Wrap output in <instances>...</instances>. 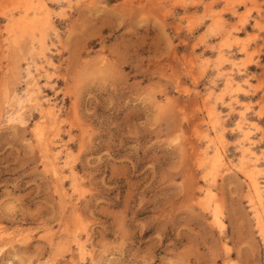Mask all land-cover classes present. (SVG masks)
I'll use <instances>...</instances> for the list:
<instances>
[{
	"label": "rangeland",
	"instance_id": "rangeland-1",
	"mask_svg": "<svg viewBox=\"0 0 264 264\" xmlns=\"http://www.w3.org/2000/svg\"><path fill=\"white\" fill-rule=\"evenodd\" d=\"M263 176L264 0H0V264H264Z\"/></svg>",
	"mask_w": 264,
	"mask_h": 264
},
{
	"label": "bare ground",
	"instance_id": "bare-ground-1",
	"mask_svg": "<svg viewBox=\"0 0 264 264\" xmlns=\"http://www.w3.org/2000/svg\"><path fill=\"white\" fill-rule=\"evenodd\" d=\"M21 1H23V0H21ZM18 3H20V2H18ZM30 5V4H29ZM30 7V6H29ZM22 8V7H21ZM34 8V7H33ZM45 9H47V8H45ZM22 10V9H21ZM27 10V9H26ZM23 11V10H22ZM27 12V11H26ZM35 12V11H34ZM24 13V12H23ZM28 13V12H27ZM29 14V13H28ZM25 16H26V14H24ZM30 15V14H29ZM39 15V14H38ZM45 16V15H44ZM48 16V15H47ZM46 16V17H47ZM29 17V16H28ZM41 18H42V16H41ZM44 18V17H43ZM49 18V17H48ZM47 19V18H46ZM29 20H30V18H29ZM37 21V20H36ZM32 22V21H31ZM34 23H36L35 21H34ZM41 24V23H40ZM40 24H37V25H40ZM47 25H48V23H46ZM49 24H50V21H49ZM28 25V24H27ZM34 25V24H33ZM42 25V24H41ZM51 25V24H50ZM23 26V25H22ZM27 27V26H26ZM39 28L38 29H40V26H38ZM23 28H25V26H23ZM30 28V30H32L33 31V29H31L32 27H28V29ZM15 28L13 27V30H14ZM26 30H27V28H25ZM35 29H37V28H35ZM42 30V29H41ZM40 30V31H41ZM29 31V30H28ZM9 32V31H8ZM12 32H14V31H12L11 30V33L10 34H12ZM43 32V31H42ZM15 33H16V31H15ZM14 33V34H15ZM31 33H34V32H31ZM44 33V32H43ZM9 34V33H8ZM7 36V35H6ZM8 37H12V36H8ZM14 38V37H13ZM16 38V37H15ZM10 39H12V38H10ZM12 40H14V39H12ZM10 41V40H9ZM42 69V68H41ZM38 71V70H37ZM42 71H44L43 69H42ZM40 72V71H39ZM45 75V74H44ZM46 76V75H45ZM30 78V77H29ZM47 78V77H46ZM35 79V78H34ZM230 82V81H229ZM30 83V82H29ZM33 83V82H32ZM229 85V84H228ZM36 96V95H35ZM35 99H37L36 97H34ZM48 98V97H47ZM236 98V97H235ZM32 99H33V97H32ZM35 99H34V101H35ZM31 100V99H30ZM38 100V99H37ZM37 100H36V102H37ZM31 102H32V100H31ZM48 102V101H47ZM205 104V103H204ZM55 105V104H54ZM206 105V104H205ZM207 106V105H206ZM205 106V107H206ZM215 106V105H214ZM213 106V107H214ZM212 107V108H213ZM19 109H21V108H19ZM40 109H41V112H43L46 116L47 115H49V117L50 116H53V115H57V114H55V111L53 110V108H51L50 106H48V107H46V106H44L43 105V103L42 104H40ZM207 109H209V108H207ZM210 110V109H209ZM11 111V110H10ZM10 111H8L9 113H10ZM211 111H213V110H211ZM215 111V110H214ZM18 112V111H17ZM58 112V111H57ZM218 112V111H217ZM43 115V114H42ZM215 115V114H214ZM14 117V116H13ZM19 117V116H18ZM44 117V116H43ZM44 118H46V117H44ZM54 118V117H53ZM51 119V118H50ZM55 119H56V116H55ZM17 121V120H16ZM220 121H223V120H220ZM219 121V122H220ZM41 122V121H40ZM58 122V121H57ZM208 122V124H209V121H207ZM219 122H216V123H219ZM54 123V122H53ZM212 123V122H211ZM41 124L43 125V123L41 122ZM47 125V124H46ZM212 125V124H211ZM211 125L209 124V128L211 127ZM45 126V125H44ZM48 126V128H49V124L47 125ZM52 126V125H51ZM213 126V125H212ZM217 126H219V125H217ZM249 126V125H248ZM46 127V126H45ZM44 127V128H45ZM221 127V126H220ZM223 127H224V125H223ZM223 127H221L222 129H223ZM242 127V126H241ZM247 127V126H246ZM35 128V127H34ZM58 128H59V126H58ZM243 128V127H242ZM51 129V128H50ZM50 129H48V130H50ZM55 129V128H54ZM225 129V128H224ZM223 129V130H224ZM244 129V128H243ZM248 129V128H247ZM213 130H214V128H213ZM220 130V129H219ZM223 130H222V132H223ZM37 131H38V129H37ZM51 131V130H50ZM240 131V130H239ZM35 133V132H34ZM49 133V132H48ZM213 133H214V131H213ZM219 133V132H218ZM59 134V133H58ZM57 134V135H58ZM207 134V133H206ZM52 135V134H51ZM220 136V135H219ZM39 137H41V136H39ZM50 137V136H49ZM208 137V136H207ZM51 138H53V136L51 137ZM209 138V137H208ZM215 138V137H214ZM224 137H222V139H223ZM38 139V138H37ZM44 139H46V138H44ZM43 139V140H44ZM48 139H50V138H48ZM47 139V140H48ZM217 139V138H216ZM51 140V139H50ZM50 140H48V141H50ZM214 141H215V139H213ZM257 140V139H256ZM52 141V140H51ZM211 141V140H210ZM217 141V140H216ZM222 141V140H221ZM221 141H220V143H221ZM253 141V140H252ZM44 142V141H43ZM218 142H219V140H218ZM42 143V142H41ZM41 143H38V144H40L41 145ZM45 143V142H44ZM48 143V142H47ZM54 143V142H53ZM208 143H210V142H208ZM207 143V144H208ZM212 143V142H211ZM210 143V144H211ZM247 143V142H246ZM52 144V143H51ZM209 144V145H210ZM215 144V143H214ZM213 144V145H214ZM218 144V143H217ZM44 145V144H43ZM48 145V144H47ZM53 145V144H52ZM208 145V146H209ZM221 145V147H222V145H223V143L222 144H220ZM239 145V144H238ZM241 145V144H240ZM244 145V144H243ZM42 146V145H41ZM215 146V145H214ZM217 146V145H216ZM223 146H225V145H223ZM244 147V146H243ZM242 147V148H243ZM45 149H46V145H45V147H44ZM49 149H50V147H48ZM47 148V150H49ZM204 148V147H203ZM241 148V147H240ZM241 148V149H242ZM44 149V150H45ZM242 150H244V149H242ZM49 151H51V150H49ZM53 151V150H52ZM256 151V150H255ZM57 152V151H56ZM205 152H206V150H205ZM51 153V152H50ZM53 154H54V152H52ZM203 153V152H202ZM223 152L220 150V147H215V149L213 150V158H212V161H211V170H212V172L213 173H215L216 174V170L218 169V164L220 163V162H222L223 161V157H225L223 154H222ZM242 153V152H241ZM53 154H52V157H53ZM249 155L250 154V151H249V153L247 152V150H246V153H245V155ZM204 155V154H203ZM210 155V154H209ZM251 155V154H250ZM208 156V155H207ZM252 156V155H251ZM250 156V157H251ZM204 157V156H203ZM244 157V156H243ZM54 158V157H53ZM209 158H210V156H209ZM229 158V157H228ZM227 158V159H228ZM50 159V158H49ZM52 159V158H51ZM50 159V163H52V160H56V159H52L51 160ZM208 159V158H207ZM255 159V158H254ZM58 160V159H57ZM61 160V159H60ZM204 160H206V159H204ZM67 161V160H66ZM198 161V160H197ZM199 161L201 162V160L199 159ZM198 161V162H199ZM227 161V160H226ZM232 161V160H231ZM249 161V160H248ZM248 161H247V163H248ZM197 162V163H198ZM228 162V161H227ZM49 163V164H50ZM231 163V162H230ZM238 163H240V162H238ZM69 164V163H68ZM209 164V163H208ZM207 164V165H208ZM253 165H255L256 166V164H254V163H252ZM52 165H54V163H52ZM209 165V166H210ZM227 165V164H226ZM228 165H229V163H228ZM227 165V166H228ZM237 165V164H236ZM244 165V164H243ZM55 166H57L56 164L54 165V167ZM60 166V165H59ZM202 166H203V164H202ZM52 167V166H51ZM53 168V167H52ZM56 168V167H55ZM54 168V169H55ZM246 168V167H245ZM248 168V167H247ZM71 169V168H70ZM53 171V170H52ZM61 171V170H60ZM206 171V170H205ZM250 170H248V172H249ZM72 172H73V170H72ZM247 172V173H248ZM205 173V172H204ZM57 174H60L59 173V171L57 172ZM207 174V173H206ZM254 174H255V172H254ZM217 175V174H216ZM59 176H61V175H59ZM218 176V175H217ZM259 176V175H258ZM261 176V175H260ZM244 177V176H243ZM264 177V176H263ZM61 178V177H60ZM249 178H250V182H251V187H252V190H253V192H254V195H256L258 198H259V202H262V185H261V183L258 181V179L256 178V177H253L252 175H249ZM260 179V178H259ZM248 180V179H247ZM211 181H212V179H211ZM206 182V181H205ZM213 182V181H212ZM215 182V181H214ZM247 183V182H246ZM214 184V183H213ZM204 187V186H203ZM248 188H250V187H248ZM203 189V188H202ZM250 190V189H249ZM251 190V191H252ZM201 191V190H200ZM205 191V190H204ZM250 192V191H249ZM216 193V192H215ZM214 192H213V190L211 189V188H207L206 189V194H207V196H209L210 198H214L213 197V195L215 194ZM252 193V192H251ZM205 194V193H204ZM253 194V193H252ZM205 196V195H204ZM215 196V195H214ZM250 196V195H249ZM253 196V195H252ZM216 197H217V195H216ZM256 198V197H255ZM200 199H202V198H200ZM250 199V198H249ZM252 199V198H251ZM217 200V198L215 199V201ZM255 200H257V199H255ZM206 201V200H205ZM202 202V201H201ZM211 202V201H210ZM257 202V201H256ZM215 203H217V201L216 202H214V204ZM252 203V202H251ZM262 204V203H261ZM217 205H218V203H217ZM201 206V205H200ZM203 206V205H202ZM206 206H208V205H206ZM206 206H205V208H206ZM254 206V205H253ZM256 207V206H255ZM258 207V206H257ZM209 208V207H208ZM219 208V207H218ZM207 209V208H206ZM259 209V208H258ZM204 210V209H203ZM209 210V209H208ZM256 212V211H255ZM216 213V212H215ZM260 214H261V212H260ZM253 215V214H252ZM218 218H220V217H218V216H216V219H218ZM256 218H258V217H256ZM261 225V231H262V234H263V237H264V223L263 224H260ZM259 229V228H258ZM260 236H262V235H260ZM78 238V237H77ZM262 240V239H261ZM82 242V241H81ZM78 245V244H77ZM80 247V246H79ZM83 247V246H82ZM264 247V246H263ZM83 249V248H82Z\"/></svg>",
	"mask_w": 264,
	"mask_h": 264
}]
</instances>
